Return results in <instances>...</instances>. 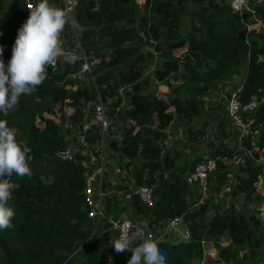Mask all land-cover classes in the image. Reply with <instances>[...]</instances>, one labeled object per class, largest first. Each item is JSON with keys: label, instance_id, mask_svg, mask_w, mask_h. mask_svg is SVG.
I'll use <instances>...</instances> for the list:
<instances>
[{"label": "trees", "instance_id": "16d2710c", "mask_svg": "<svg viewBox=\"0 0 264 264\" xmlns=\"http://www.w3.org/2000/svg\"><path fill=\"white\" fill-rule=\"evenodd\" d=\"M254 9L260 19H251V11L238 14L229 0H75L78 42L90 65L91 86L75 82L80 59L75 64L58 59L54 66H47L46 79L31 95H22L7 116L0 114L17 139L27 142L33 157L29 161L31 177L14 174L8 178L16 185L8 202L15 210L14 227L0 230V264H105L110 236L106 230L102 238L98 230L93 232L88 217L86 156L77 148L72 159L60 157L77 140L66 133H76L85 115L93 111V88L99 92L111 124L120 123L121 131L112 133L107 145L116 166L125 169L134 182V188L121 186L131 196L129 204L121 205L109 193L111 181L103 179L106 217H119L122 210L133 217L143 216L147 229L159 235L158 229L167 219L181 216L190 238L170 241L172 233H168L157 240L166 253V264H236L244 243L260 244V215L256 212L247 213L230 203L210 214L208 198L188 203L187 174L203 154L178 164L177 159L187 151L164 143L166 128L174 119L190 122L188 139L205 141L208 153L216 157V187L211 190L227 183L232 194H242L245 201L264 199V160L260 159H264V4ZM27 12L25 0H0L5 65ZM185 45L177 58L175 49ZM243 61L244 77L234 95L242 104L256 102L253 110L241 112L249 128L230 143L226 137L232 132L226 131L224 118H220V141L214 143L207 139L208 120H195L206 110L205 96L213 83ZM153 81L166 90L150 89ZM65 119L70 124L64 127ZM101 138L100 125L93 123L80 144L98 156L95 146ZM227 158H234L238 169L231 184L228 178L233 171ZM104 173L106 177L107 171ZM141 185L152 189L153 206L135 192ZM221 234L228 236V244L216 241ZM205 238L215 242L213 257L206 256ZM118 257L109 264H124Z\"/></svg>", "mask_w": 264, "mask_h": 264}, {"label": "clouds", "instance_id": "9594fccd", "mask_svg": "<svg viewBox=\"0 0 264 264\" xmlns=\"http://www.w3.org/2000/svg\"><path fill=\"white\" fill-rule=\"evenodd\" d=\"M68 24L66 11L49 0H39L30 7L29 17L18 30L7 65L0 46V114L7 116L22 95H31L43 83L47 66H54L58 59L75 64L81 58L64 47L61 34ZM31 151L26 141L17 139L8 120L0 119V230L14 227L15 210L8 202L16 185L8 178L14 174L31 177ZM145 228V224L136 225L134 230L121 226L120 235L111 240V245L117 254L131 251L128 264H166V253Z\"/></svg>", "mask_w": 264, "mask_h": 264}, {"label": "rangeland", "instance_id": "374dc122", "mask_svg": "<svg viewBox=\"0 0 264 264\" xmlns=\"http://www.w3.org/2000/svg\"><path fill=\"white\" fill-rule=\"evenodd\" d=\"M260 4H264V0H259L258 5H260ZM184 32H185V30H184V28H182V33H184ZM73 40H75L74 36H73ZM144 47L148 48L147 45H144ZM186 47L187 46L185 45L182 48L175 49L174 52H175V55L177 58L181 57L183 52L186 50ZM245 68H246L245 61H243L239 66H236L232 70H230L226 74L227 76L226 75L223 76V77L227 78L228 75L231 74L227 78L228 81L226 80V83L222 82L223 77H221L220 79L216 80L213 83L210 91L205 96V98L207 99L206 110L200 119L195 120V122H197V123H199L203 118L208 120V125H207L208 136H207V139H212L214 143H217L220 141V139L218 138L220 131H219V129H217V123H218V120L220 118H224L226 131L232 132L231 136L226 137V139L230 143H233L235 141V136L237 137L239 134V130H238L237 126L233 123V121L230 119V117L228 116L226 108H227V103H228L229 98L231 97L233 92L242 83ZM152 70H153V66L151 68H149L147 71V74L149 76L152 75ZM84 74H85V78L81 79L82 83L86 84L87 87L91 86L89 72L84 71ZM222 83H225L226 85L220 86V84H222ZM152 87L155 89L154 84L150 87V89H152ZM65 124L69 125L70 122L67 119H65L64 127H65ZM187 124H188V122H181L180 121V149L187 151V153H185L184 155H182L180 157V164L183 163L184 160L189 162L193 156H196L199 153L204 154L203 157L206 155L212 156L211 154L208 153L209 147H207V143L205 141L202 142L199 140H196V141L189 140L190 141V143H189L188 140L186 139L187 134L185 133V136L182 135V131L186 130ZM191 124L196 125L194 122H191ZM119 126H120V123L116 122L114 125L110 124V127L106 130V132L104 134L105 150H107V138H106V136H108L112 133L120 132ZM64 132H65V130H64ZM69 134H71V133H67L66 135L68 136ZM72 142H75V140ZM75 146H76V149H77V147H79L78 149L80 150V153L85 155V156H86V153H88L90 151V148L81 146V144L79 142ZM105 155H106V151H105ZM88 158L89 157H87V159ZM226 160H227L228 166L233 171L229 174V178H228V181H231L230 182V184H231V183H233L234 174L236 172H238V169H237V165L235 164L234 158H227ZM104 170H106L105 164H104ZM109 174H113V176L115 178H120V180L117 179V181L114 182L116 185L123 186V184L125 183L123 187H125L126 185L127 186L131 185L133 187V181L130 180L131 177H130V175L127 174L125 169L118 170V172H113V173L109 171ZM215 174H216V171H214L209 178V195L207 198L209 199L208 211L210 214H213L215 210L221 211V209L227 207V205H229L230 203H236V207L238 209L244 210L247 213L254 211V212H256L257 215H260V224H259V231H258V237H260V244L258 246H255V245H253L252 242L251 243H244L243 247H241L238 251L239 261L236 264H247L248 262H251V263L253 262L252 264H256V263L257 264H264V199L251 197L249 200L245 201L242 194H239V195L232 194V187L231 186L227 187L226 186L227 183L221 185L219 187V189L211 190V187L212 188L216 187L215 186ZM104 178H106L105 173H104ZM127 183H129V184H127ZM115 184H114V187H115ZM190 188H191L192 193L199 196V192L197 191V187L195 185H193V184L190 185ZM261 190L264 191V187H262ZM119 199H120V201H119L120 203H123L124 201H126V199H124L123 197H120ZM104 200H105V197H104ZM187 201H189L188 198H187ZM199 201H201V200H199ZM128 214H131V213L127 212L125 217H128L127 216ZM129 218L133 221V219L131 217H129ZM104 222H105V220L101 221V224H100L98 230H100L102 228V226L104 225ZM146 223H147V219H143L140 221L139 224H145L146 225ZM136 225H138V223ZM181 227H184V224H181ZM145 229H147V228H145ZM103 235H104V232L101 233L100 238H102ZM182 237H183L182 232L180 231L178 233L169 234L168 239L170 241H175L178 238H182ZM114 238H115L114 236H111V240ZM205 240H206V242L204 244H206V246H205L206 250H207V247H211V249H213L211 244H213V246L216 247L215 242L212 241L211 238L210 239L205 238ZM216 241H218L219 244H224V243L227 244L229 242V239H228L227 235L221 234V235L216 236ZM250 247H251V249L255 248V252H252ZM211 249H209L206 252V255L208 257L213 253V251ZM113 251H115V250L110 249L111 254H110L109 258L111 257V261L113 260L115 255H118L119 256L117 258L118 262L123 260L124 264H128V260L130 259L131 255H132L131 251H126V252L121 253V254L114 253Z\"/></svg>", "mask_w": 264, "mask_h": 264}, {"label": "built area", "instance_id": "2783aa9c", "mask_svg": "<svg viewBox=\"0 0 264 264\" xmlns=\"http://www.w3.org/2000/svg\"><path fill=\"white\" fill-rule=\"evenodd\" d=\"M259 0H255V2H250L249 0H229V5L232 10L236 11L238 14L242 15L245 11H251V19L260 18L259 14L254 9L255 5H258ZM38 0H25V4L27 7L28 17L30 15V7L38 3ZM62 2V10L66 11L68 15V19L72 17V11L74 8L75 0H61ZM27 17V18H28ZM25 22V21H24ZM20 23L17 27V35L18 30L23 25ZM264 30V26H262ZM75 35L78 41V33L75 31ZM78 47L80 48L81 53V63H80V71H88L90 72V65L88 64L85 55L80 47L78 42ZM91 75V74H90ZM92 79V76H91ZM256 102L254 100L249 103L242 104L233 94L228 100L227 103V113L233 123L237 126L240 136L244 135L245 132L249 128V122H245L242 119L241 112L242 111H251L255 108ZM99 124L102 132L101 141L95 146L99 150V155L97 158V164L91 167L85 177V185H84V194L88 210V217L91 220V224H93V232L98 230L101 221L105 218V229L111 233L115 238L120 235L119 228L121 226L127 225L130 229L134 230L135 224L129 217H114L105 215L104 208V197L106 195V191L103 189V174H104V164L105 160V138L104 134L106 130L110 127L111 121L107 116L104 102L96 90V100L94 101L93 111L89 114L85 115L83 122L76 130L77 138L79 141L83 140L85 131L88 127L93 124ZM244 133V134H243ZM60 157L62 159H72L74 157V149L69 145L65 149L60 152ZM264 160L263 158H260ZM259 159V160H260ZM216 157L206 155L201 158L195 165L194 169L188 173L187 180L189 183L195 185L199 192V200H203L209 195V175L215 171L216 169ZM135 192L138 193L140 198L148 205L153 206V198H152V189L147 185H141L136 187ZM182 223L181 216H174L166 220L165 226L162 229H158L159 235L155 232L144 229L147 235H150L155 241L159 238L164 237L167 233H178L181 231L179 229L180 224ZM103 225V227H104ZM182 235L184 238H190L189 229H184ZM110 258L107 256L105 258V264H109Z\"/></svg>", "mask_w": 264, "mask_h": 264}, {"label": "crops", "instance_id": "0c3cea01", "mask_svg": "<svg viewBox=\"0 0 264 264\" xmlns=\"http://www.w3.org/2000/svg\"><path fill=\"white\" fill-rule=\"evenodd\" d=\"M49 3L50 4H54L52 2V0H49ZM55 5L58 6L59 8H62V2H61V0H58V3L55 4ZM73 11H74V8H73ZM73 11H72V17H71V19H69V24L66 25L64 31L61 34V38L65 42L64 47L67 50L74 51L79 56H81L80 48L78 47V41H77V38H76V35H75V30L78 33V29L79 28L77 27V22L75 20ZM262 30H263V28H262ZM73 36H74V38H75L76 41L73 40ZM80 63H81V59H80ZM79 66H78V72L75 75V82L78 85H86V84L82 83V80L81 79H84L85 78V74H84V71H80ZM230 75L231 74H229L228 77ZM89 77H90V81L92 82L90 72H89ZM227 78L223 77V79H222L223 81L222 82H225L226 83ZM153 82H154V85H155L154 91H156L158 93H162V92H164L166 90L163 86L159 85L156 81H153ZM225 83L220 84V86H225L226 85ZM184 122H188V121H184ZM189 124H190V122H188V124L186 125V128H187V126ZM66 125L67 124H65V126ZM119 128H120V131H121V127L120 126H119ZM185 133H186V130L185 131H182V135L183 136H185ZM73 135H75L77 137V134L74 133V132H72L71 134H69L66 137H72ZM111 135L112 134L106 136V138L108 139ZM186 139L190 143V141H189L190 139H188V137ZM78 142L80 143V141L77 138V140L75 142H72L71 141L69 145L75 150L76 149V146L75 145L78 144ZM107 143H108V141H107ZM164 143L168 147H172V148H175V149H179L180 150V120L174 119V121H172L170 123V125L168 126V128H166V136L164 137ZM77 148H79V147H77ZM88 148H90V147H88ZM208 150H209V148H208ZM105 151H106V155H105L106 170H104V171H107V175H106V178L105 179L110 180L111 183H112V185H113L112 190L110 192L109 191L108 192L110 194H112V195H115L116 198H118L119 201H120V199H119L120 197H123L124 199H126V201H124L123 203H120L121 205L129 204L131 202V196H130V194L129 193H125L124 191H122L121 190V186L120 185H116L114 183V182L117 181V179L120 180V178H115L113 176V174H109V171L113 173V172H118V170H122V169H120L119 167L116 166V163L117 162H116L114 156L112 155L111 150L108 148V145H107V150H105ZM104 154H105V152H104ZM200 154H202V153H200ZM87 157H89V158L87 159ZM97 158H98V156L92 150H90L88 153H86V157L83 160V162L88 166V170L91 167H93L95 164H97ZM177 163L180 164V157L177 159ZM103 178H104V174H103ZM130 180L133 181L132 178H130ZM114 184H115V187H114ZM127 184H129V183H127ZM189 184L192 185L191 183H189ZM129 187L134 188V182H133V187L131 185H129ZM187 198L189 199L188 203H190V204L191 203L197 204L199 202V196H197L194 193H192V191L188 194ZM126 214H127V212L125 210H122V211H120V215L119 216L120 217H125ZM127 216L128 217H131L133 219V222H134L135 226H136L137 223L139 224L141 220L145 219V217H143V216H139V217L138 216H135V217H133L131 214H128ZM179 229L181 231H183L185 229V227L179 226ZM105 230L106 229H105V225H104V227L102 226V228L100 230H98L99 231L98 234L101 236V233L104 232ZM108 234L110 236L109 241L111 242V236H113V235L111 233H109V232H108ZM167 235H168V233H167ZM224 244H226V243H224ZM111 246L112 245L110 243L109 247H107V255L106 256H108V257L111 254L110 249L115 250L114 249V246H112V247ZM205 246L206 245H204V249H205ZM211 246L213 247V249H211V247H207V250L205 249V251L207 252L209 249H211L213 251V253L210 256L213 257L215 255L216 250H214L215 247L213 246V244H211ZM113 252L116 253V251H113Z\"/></svg>", "mask_w": 264, "mask_h": 264}, {"label": "water", "instance_id": "95a60500", "mask_svg": "<svg viewBox=\"0 0 264 264\" xmlns=\"http://www.w3.org/2000/svg\"><path fill=\"white\" fill-rule=\"evenodd\" d=\"M96 100V89L93 88L91 91V102H94Z\"/></svg>", "mask_w": 264, "mask_h": 264}]
</instances>
